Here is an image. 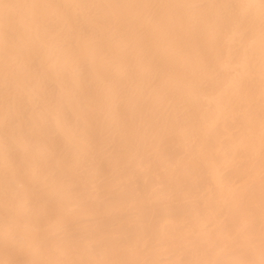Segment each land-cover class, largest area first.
<instances>
[{
    "label": "bare ground",
    "instance_id": "1",
    "mask_svg": "<svg viewBox=\"0 0 264 264\" xmlns=\"http://www.w3.org/2000/svg\"><path fill=\"white\" fill-rule=\"evenodd\" d=\"M0 264H264V0H0Z\"/></svg>",
    "mask_w": 264,
    "mask_h": 264
}]
</instances>
